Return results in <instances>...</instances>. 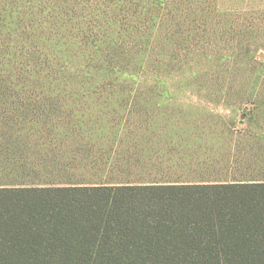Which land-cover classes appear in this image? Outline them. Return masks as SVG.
I'll use <instances>...</instances> for the list:
<instances>
[{"label":"rangeland","instance_id":"1","mask_svg":"<svg viewBox=\"0 0 264 264\" xmlns=\"http://www.w3.org/2000/svg\"><path fill=\"white\" fill-rule=\"evenodd\" d=\"M34 82L38 103L186 110L174 120L264 134V0H0V103Z\"/></svg>","mask_w":264,"mask_h":264},{"label":"trees","instance_id":"2","mask_svg":"<svg viewBox=\"0 0 264 264\" xmlns=\"http://www.w3.org/2000/svg\"><path fill=\"white\" fill-rule=\"evenodd\" d=\"M36 83L24 103H38ZM15 183L0 180V264H264V183Z\"/></svg>","mask_w":264,"mask_h":264},{"label":"crops","instance_id":"3","mask_svg":"<svg viewBox=\"0 0 264 264\" xmlns=\"http://www.w3.org/2000/svg\"><path fill=\"white\" fill-rule=\"evenodd\" d=\"M124 104L0 103V120L10 122L0 127V180L31 187L264 183V134L228 123L214 132L202 121L174 120L186 110Z\"/></svg>","mask_w":264,"mask_h":264}]
</instances>
